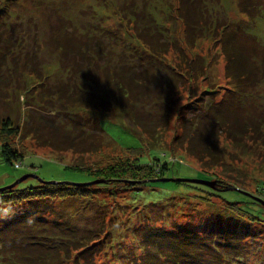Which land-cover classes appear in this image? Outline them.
I'll use <instances>...</instances> for the list:
<instances>
[{"label":"rangeland","instance_id":"rangeland-1","mask_svg":"<svg viewBox=\"0 0 264 264\" xmlns=\"http://www.w3.org/2000/svg\"><path fill=\"white\" fill-rule=\"evenodd\" d=\"M203 2V10L214 23L217 20L219 25L220 22H233L246 33L252 34L243 51L251 53L253 46L256 47L255 59L260 64L264 58V0H254L258 14L253 18L240 11L238 0ZM177 7V0H0V123L9 117L14 125L19 126V132L13 140L17 148L26 155L25 167L15 169L13 165L5 162L0 151V188L11 185L27 173L46 181L87 182L94 178V171H103L107 165L111 166L114 162L131 156L126 147L139 144L136 136L145 147H157L151 148L148 154L144 151L146 161L160 159L172 166L173 171L168 174L171 177L165 178L207 180L210 176L218 186L223 183L229 188L212 192L199 186L176 185L174 182L163 181L136 198L135 190L129 184L141 185L140 180L123 179V175L117 174H113L116 179H108L103 184L91 186L88 197L83 200L88 205L85 210L81 206L71 207L70 202L62 205V208L63 216L70 219L72 226L90 228L98 225L101 219L106 221L105 230L109 231L104 241L108 242L103 243L104 246L102 244L94 264H135L141 251L132 229L138 222L147 219L157 225H164L166 222L167 228L176 223L204 233L211 224L205 218L209 210L206 206L197 208L196 203H204L205 200L197 198L198 202H195V199L190 200V196H181L180 193H210L227 202L237 203L244 210L264 219L263 205L251 204L247 195L230 189L238 187L264 201V195L258 194L264 190V132L260 127L253 134L260 140L259 143L248 141L237 145L222 136L219 146L223 148L221 151L224 165L208 170L201 168L188 155L179 140L173 142L172 155L170 152H162V149L167 150L170 147L175 134L177 105L190 100L184 87L192 84L195 96L200 98L203 95L206 104L215 95L219 97L226 92V85H233L224 75L226 60L217 41L216 35L219 33L215 35V29L209 32V28H204L202 30L206 34L197 40L195 46L186 47L182 42L183 24ZM144 28L158 40L157 53L149 54L147 46L137 36ZM80 40L93 41L96 49V76L102 77L105 68L111 70L123 65L125 77H129V72L132 71L136 76L148 78L150 87L140 89L132 97L129 95V98L122 101L126 103L131 99L134 114L144 120L140 124H143L142 127L136 126L126 115L124 106L121 108L118 103L121 98H111L103 77L96 83H87V80H80L77 72L72 71L73 64H82L87 72L86 58L76 57V53L73 56L70 54L69 58H62L57 43L63 41L71 45ZM165 40L180 41L185 49L180 54L173 49L165 51L169 46L165 45ZM197 57L203 64V73L196 74L195 77L185 76L189 70V61L194 62ZM175 67L182 74L180 78L172 70ZM167 81L173 85L180 83L183 91L178 94L172 92ZM73 87L81 88L87 93L95 92V95H101L100 102L104 107L113 106L102 110L67 105L63 98L59 99L58 92L67 95ZM205 88H210L211 91L202 93ZM215 89L218 91L212 93ZM113 100L116 104L112 103ZM233 105L239 117L248 122V125L257 124L258 121L262 124L264 78H259L246 94L240 95L237 100L233 99ZM168 111L171 113L169 120L166 114ZM73 119H81L85 123L90 119L98 123L100 121L102 128L85 124L83 129L88 132L90 128V132L102 136L104 145L100 150L92 154L75 155L71 149L56 150L46 145L47 137L44 134L60 127L63 128L62 134L72 132L73 128L69 125L72 126ZM38 130L40 133H37ZM154 163L152 165L156 167ZM68 166L89 171L86 173L91 176L89 178L83 174L85 171L80 172ZM36 185L37 180L29 177L18 183L16 188L24 189ZM153 197L156 199L153 200ZM212 200L220 202V199ZM58 201L56 199L54 203ZM227 202H220V209L223 211L214 215V219L225 225L229 221L232 224L240 223L242 227L244 218H238L236 206ZM10 215L11 209L0 204V226ZM46 219L45 223L49 217ZM245 226L248 227V230L244 228L246 236L251 241V254L246 259L264 260V224L259 222L255 230L249 229L252 227L250 223L246 222Z\"/></svg>","mask_w":264,"mask_h":264},{"label":"trees","instance_id":"trees-1","mask_svg":"<svg viewBox=\"0 0 264 264\" xmlns=\"http://www.w3.org/2000/svg\"><path fill=\"white\" fill-rule=\"evenodd\" d=\"M177 1V12L183 24V44L188 48L194 47L197 40L206 34V31L203 32L202 29L209 28V32L215 29V35L219 33L216 35L218 36L217 41L220 43L226 60L224 75L232 81L233 85H226V92L219 97L213 95L214 97H212L211 101L206 104H204L203 95L200 98L195 96L192 84L189 87H184L183 89L188 92L190 100L177 105L175 134L170 147L167 150L162 149V152H170V155H172L173 142L176 143L179 140L188 155L195 159L201 168L208 170L224 165L221 151L223 148L221 149L219 146L222 136L227 141L237 145L248 141L253 143L260 142L253 134L259 127L264 132V121L262 124L258 121L257 124L251 123V125H248V122L242 120L239 117L240 115L234 110L233 99L237 100L240 95L246 94L259 78H264V58L260 64L256 62L257 51L253 45L251 53L244 52L247 40L252 34L246 33L238 24L233 22H220L221 25H219L217 20L214 23L213 19L209 18V14H206L203 10V0ZM237 6L240 11L247 13L251 18L258 14L254 0H238ZM153 35L146 28L137 35L147 46L149 54L157 53L159 50L158 40ZM165 41V45H169L165 48V51L173 49L180 54L185 49L180 44V41ZM92 42L90 40L85 42L80 40L78 43L75 41V43L70 45L61 41L57 43V48L61 52L63 59L69 58L71 57L70 54L73 56L75 53L76 57L86 58L87 72L82 64H73L72 71L77 72L80 80H87V83H96L103 77L108 85L107 89L111 93V98H121L118 103L121 108L124 106L126 115L130 117L132 122L137 124L136 126L142 127L143 124H140L144 123V120L134 114L132 104H130L131 99H128L126 103H122V101L129 98V95L132 97V94L136 93V91L150 87L148 78L140 75L136 76L132 71L129 72V77H125V66L123 65L114 67L111 70L105 68L102 77L100 75L96 76L97 72L96 68H94L96 61L94 53L96 49ZM255 42L257 44V41ZM202 66L201 59L198 57L194 62L189 61V70H187L188 72L186 71L185 76L195 77L196 74H202ZM78 68L79 70L77 71ZM172 70L179 78L182 76L176 67ZM166 83L172 92L175 91L178 94L179 91H183L180 83H176V85L171 84L169 81ZM89 86L91 87V85ZM82 90L81 88L73 87L72 91H70L71 93L67 95L58 92L59 99L63 98L67 105L84 109L101 108L102 110H108L113 106L104 107L103 103L100 102L102 99L101 95H95V92L89 90V93ZM208 91H211L210 88H205L202 93H207ZM217 91L215 89L212 93ZM174 102L177 103V101ZM166 114L169 120L170 111ZM146 122L151 124L150 121L146 120ZM85 124H89L88 126L90 127L99 126L102 128L100 121L98 123L90 119L89 122L86 120L85 123L81 119H73V127L69 125L71 129L73 128V134L70 131H66L69 135L62 134L63 130L61 129L63 128L61 127L47 132V134H44L47 137L46 145L56 150L71 149L75 152V155L97 152L103 147L104 140L99 133L93 134L94 132H90V128H88V132L84 131ZM18 128L19 126L14 125L9 117L0 123V151L5 162L13 165L15 169H23L26 155L17 148L13 140V137L19 132ZM37 133H40V130ZM136 137L139 144L126 147L131 156H127L125 159L130 158L129 160L124 159L123 161L114 162L115 165L112 164L111 166L109 164L103 171H94L96 172L94 173V178H90L89 176L91 175L86 173L89 171H81L68 166L70 169L80 172L85 171L83 174L90 178L87 182L102 180L101 183L91 185L83 184L87 182H82V185L75 182L45 183L36 179L38 185L24 189H17V184L11 188L1 189L3 188L1 187L0 204L10 208L12 215L8 216L6 222L0 226V264H94L95 257L101 251L102 244L108 242L104 241L109 231L105 230L106 221L101 219L98 225L90 228L72 226L70 219L63 216L62 205L70 202L72 203L71 207L81 206L85 210L88 205H85L83 200L88 197L87 194L90 187L103 184L108 179H113V174H117V176L123 175V179L140 180L141 185L129 184L135 190L134 193L137 196H134L136 198L143 196L152 186H156L163 181L174 182L176 185L199 186L212 192L229 190L223 183L221 184L223 187L218 186L216 181L215 186L212 188L202 184L177 180L184 177L165 178L171 177L168 174L173 171L172 166L168 162H161L160 159H149V161H146L144 156L148 154L151 148L157 147L149 146L147 148L142 140L138 136ZM262 144L264 145L263 142ZM158 149L161 150L160 148ZM153 163L156 164V167L152 165ZM208 177L209 179L207 180L214 181L211 180L210 176ZM139 188L142 189L138 191ZM230 189H236L245 195L249 193L238 187ZM204 193L198 191L197 194H180L181 196H190V200L195 199V202H198L197 198L205 200L204 203H196V206L197 208L206 206V209L209 210L205 218L211 224L207 230L204 233H198L189 227L184 228L176 223L174 225L172 223L170 228H167L166 222H164V225H157L149 219L138 222L132 229L138 243V249L141 251L135 264H264V260L246 259L251 254L249 251L251 241H248L244 230V228L248 230V227L245 226L246 222L252 225L249 229L255 230L259 222L264 224V219L244 210L237 203H230L210 193L209 195ZM249 194L253 195L252 193ZM258 194L264 195V190ZM212 198L235 205L238 218H244L243 226L241 227L242 224L240 223L232 224L230 221L225 225L223 222L215 220L214 215L216 216L223 210L220 209L219 200L214 202ZM247 198L251 204L262 205L249 195H247ZM56 199H59L58 203H54ZM152 199L155 200L156 198L153 197ZM178 208L180 209V206ZM227 215L230 216V214ZM47 216L49 219L45 223ZM244 261H247V263Z\"/></svg>","mask_w":264,"mask_h":264},{"label":"water","instance_id":"water-1","mask_svg":"<svg viewBox=\"0 0 264 264\" xmlns=\"http://www.w3.org/2000/svg\"><path fill=\"white\" fill-rule=\"evenodd\" d=\"M28 177H32V178H35L37 179L39 182H45V183H54L56 181H46V180H42L40 179L39 177L33 175V174H25L23 176H21L20 178H18L14 183H12L11 185L9 186H5L1 189H5V188H11L13 186H15L16 184L22 182L23 180L27 179ZM171 180V179H170ZM178 181H185V182H191V183H197V184H202V185H206V186H209V187H214L216 182L215 181H209V180H201V179H196V178H179L177 179ZM102 180H94L92 182H89V183H83L84 185H87V184H98V183H101ZM79 185H82L81 183ZM247 195L253 197L255 200L259 201L263 206H264V201L262 199H259L249 193H246Z\"/></svg>","mask_w":264,"mask_h":264},{"label":"bare ground","instance_id":"bare-ground-1","mask_svg":"<svg viewBox=\"0 0 264 264\" xmlns=\"http://www.w3.org/2000/svg\"><path fill=\"white\" fill-rule=\"evenodd\" d=\"M87 183H89V182H87Z\"/></svg>","mask_w":264,"mask_h":264}]
</instances>
